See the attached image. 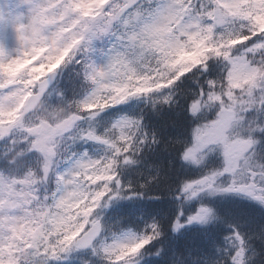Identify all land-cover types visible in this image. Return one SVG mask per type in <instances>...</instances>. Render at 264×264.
<instances>
[{
  "label": "clouds",
  "instance_id": "clouds-1",
  "mask_svg": "<svg viewBox=\"0 0 264 264\" xmlns=\"http://www.w3.org/2000/svg\"><path fill=\"white\" fill-rule=\"evenodd\" d=\"M0 12V264H264V0Z\"/></svg>",
  "mask_w": 264,
  "mask_h": 264
},
{
  "label": "snow or ice",
  "instance_id": "snow-or-ice-1",
  "mask_svg": "<svg viewBox=\"0 0 264 264\" xmlns=\"http://www.w3.org/2000/svg\"><path fill=\"white\" fill-rule=\"evenodd\" d=\"M12 18L11 17H5L3 13H0V29H2L4 26H6L7 24L11 23ZM227 55V54H225ZM192 109L193 111L197 110V104L194 103L192 105ZM129 124L131 123V121H127ZM207 141L203 140L201 137V132L199 129H196L194 134H193V141L191 143V146L188 147L187 151L185 152V158L186 159H191L195 162L197 161V155L198 153H200L202 150H205L208 146ZM205 179H210V178H205ZM200 183H202L203 181H199ZM192 184L193 182H186L184 184V189L186 191L190 190L192 188ZM192 196L196 195V192H192L191 193ZM177 227H179V225H177ZM136 247H138V245H134V246H130L128 247V251L129 252H133L136 250Z\"/></svg>",
  "mask_w": 264,
  "mask_h": 264
},
{
  "label": "trees",
  "instance_id": "trees-1",
  "mask_svg": "<svg viewBox=\"0 0 264 264\" xmlns=\"http://www.w3.org/2000/svg\"><path fill=\"white\" fill-rule=\"evenodd\" d=\"M185 124H186V121H184V129H185V131H187V128H186ZM185 131L183 132V135L185 134ZM172 211L174 212L175 209L173 208ZM178 246L181 247V248H183L184 247L183 241H181Z\"/></svg>",
  "mask_w": 264,
  "mask_h": 264
},
{
  "label": "rangeland",
  "instance_id": "rangeland-1",
  "mask_svg": "<svg viewBox=\"0 0 264 264\" xmlns=\"http://www.w3.org/2000/svg\"><path fill=\"white\" fill-rule=\"evenodd\" d=\"M0 13H2V12H0Z\"/></svg>",
  "mask_w": 264,
  "mask_h": 264
}]
</instances>
